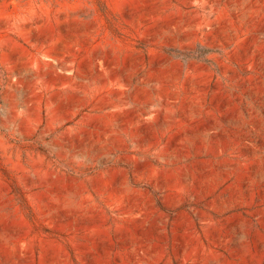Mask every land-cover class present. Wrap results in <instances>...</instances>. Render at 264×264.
I'll list each match as a JSON object with an SVG mask.
<instances>
[{
  "label": "rangeland",
  "instance_id": "1",
  "mask_svg": "<svg viewBox=\"0 0 264 264\" xmlns=\"http://www.w3.org/2000/svg\"><path fill=\"white\" fill-rule=\"evenodd\" d=\"M0 264H264V0H0Z\"/></svg>",
  "mask_w": 264,
  "mask_h": 264
}]
</instances>
